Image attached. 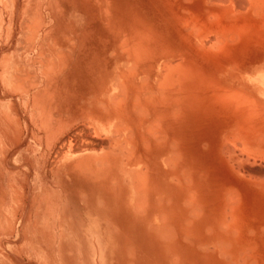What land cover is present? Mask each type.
Segmentation results:
<instances>
[{"label":"rangeland","instance_id":"rangeland-1","mask_svg":"<svg viewBox=\"0 0 264 264\" xmlns=\"http://www.w3.org/2000/svg\"><path fill=\"white\" fill-rule=\"evenodd\" d=\"M248 8L0 0V264H264Z\"/></svg>","mask_w":264,"mask_h":264},{"label":"bare ground","instance_id":"bare-ground-1","mask_svg":"<svg viewBox=\"0 0 264 264\" xmlns=\"http://www.w3.org/2000/svg\"><path fill=\"white\" fill-rule=\"evenodd\" d=\"M232 1V0H231ZM240 1H242V0H240ZM234 2V1H233ZM236 2V1H235ZM238 2V1H237ZM245 2H246V5L249 7L248 9H247V11L249 12H251V13H254V14H256L258 17H260L261 18V20H262V23H263V25H264V0H245ZM184 3V2H183ZM188 4V3H187ZM240 5V4H239ZM241 8V7H240ZM210 38V37H209ZM213 38V37H212ZM182 39H184V38H182ZM211 39V38H210ZM256 102V101H255ZM257 103V102H256ZM122 106V105H121ZM120 110V109H119ZM133 126V125H132ZM152 126V125H151ZM150 126V127H151ZM158 126V124L155 126V127H157ZM83 127V126H82ZM86 128V127H85ZM83 129V128H82ZM77 130V129H76ZM85 130V129H84ZM75 131V130H74ZM85 132V131H84ZM74 133V132H73ZM76 133V132H75ZM79 133H80V131H79ZM78 133V134H79ZM86 133V132H85ZM69 134V133H68ZM82 134V133H81ZM80 134V135H81ZM88 134V133H87ZM76 135V134H75ZM76 136H78V135H76ZM76 136H74V138L76 137ZM85 136V135H84ZM89 136V135H88ZM154 136V135H153ZM81 137V136H80ZM69 138V137H68ZM78 139H79V137H77ZM77 138H76V140H77ZM64 139V138H63ZM82 139V138H81ZM81 139H79V140H81ZM153 139V138H152ZM65 140V139H64ZM67 140V139H66ZM84 140V139H83ZM87 140V139H86ZM89 141V140H88ZM96 141V140H95ZM102 141V140H101ZM105 141V140H104ZM63 142H65V141H63ZM83 142V141H82ZM106 142V141H105ZM66 143V142H65ZM79 143H81V141L79 142ZM61 144V143H60ZM91 144V143H90ZM108 144V143H107ZM59 145V144H58ZM76 146H78L77 144H76ZM85 146H86V144H85ZM88 146V145H87ZM86 146V147H87ZM93 146V145H92ZM229 146V145H228ZM81 147V146H80ZM64 148V147H63ZM79 148V147H78ZM89 148V147H88ZM98 148V147H97ZM143 148V147H142ZM61 149V148H60ZM62 150V149H61ZM60 150V151H61ZM73 150V149H72ZM55 152V151H54ZM234 153V152H233ZM233 153H230L229 155H232ZM236 153V152H235ZM58 154H60L59 152H58ZM228 155V154H227ZM241 155V154H240ZM55 156H56V154H55ZM54 156V157H55ZM232 156H234V154L232 155ZM238 157V156H237ZM246 158V157H245ZM53 159V158H52ZM238 159V158H237ZM242 159V158H241ZM244 159V158H243ZM239 161H241L240 159H239ZM248 161V160H247ZM253 161V160H252ZM242 162H244V160L242 161ZM261 162V161H260ZM237 163V162H236ZM245 163V162H244ZM250 163H252V162H250ZM259 163V162H258ZM239 164V163H238ZM246 165V164H245ZM248 165V164H247ZM252 165V164H251ZM260 165V164H259ZM258 165V166H259ZM238 166V165H237ZM240 166V165H239ZM264 166V165H263ZM242 167V166H241ZM243 168V167H242ZM244 168H246V167H244ZM252 168V167H251ZM261 169V168H260ZM249 170V169H248ZM259 170V169H258ZM253 171V170H252ZM255 171V170H254ZM253 171V172H254ZM257 171V170H256ZM261 171V170H260ZM249 173V172H248ZM263 173V172H262ZM253 174V173H252ZM141 178V177H140ZM141 183V182H140ZM142 187V186H141ZM141 201V200H140Z\"/></svg>","mask_w":264,"mask_h":264}]
</instances>
